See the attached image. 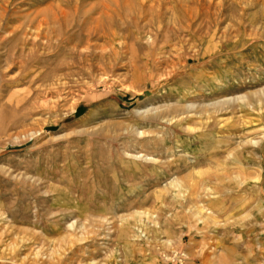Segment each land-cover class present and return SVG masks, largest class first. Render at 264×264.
Instances as JSON below:
<instances>
[{"label":"rangeland","instance_id":"1","mask_svg":"<svg viewBox=\"0 0 264 264\" xmlns=\"http://www.w3.org/2000/svg\"><path fill=\"white\" fill-rule=\"evenodd\" d=\"M0 264H264V0H0Z\"/></svg>","mask_w":264,"mask_h":264},{"label":"bare ground","instance_id":"2","mask_svg":"<svg viewBox=\"0 0 264 264\" xmlns=\"http://www.w3.org/2000/svg\"><path fill=\"white\" fill-rule=\"evenodd\" d=\"M97 21V20H96ZM71 72V71H70Z\"/></svg>","mask_w":264,"mask_h":264}]
</instances>
